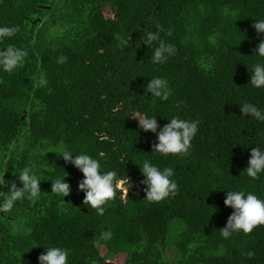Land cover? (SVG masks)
Segmentation results:
<instances>
[{
    "label": "trees",
    "instance_id": "trees-1",
    "mask_svg": "<svg viewBox=\"0 0 264 264\" xmlns=\"http://www.w3.org/2000/svg\"><path fill=\"white\" fill-rule=\"evenodd\" d=\"M256 19H264V0H0V26L19 27L0 48L28 52L14 72L0 71V175L22 187L17 172L30 166L43 179L39 199L0 213V264H39L50 245L68 248L71 264H111L120 254L121 264H264V225L229 240L219 233L234 211L224 204L226 190L264 198V175L243 173L252 149L264 147V123L240 106L264 108V89L250 84L264 40L252 27ZM157 24L171 31L160 37L175 47L161 64L150 62L141 40ZM118 35L130 43L120 47ZM157 76L169 81L168 101L144 96L143 85ZM138 113L157 116L161 126L174 115L198 120L188 154L153 153L157 137L139 128ZM62 147L128 175V196L117 193L97 215L78 190L83 174L58 155ZM145 159L174 169V197L145 199ZM65 171L72 191L63 198L52 194V180ZM105 230L110 240L101 239ZM172 242L176 258L169 260Z\"/></svg>",
    "mask_w": 264,
    "mask_h": 264
},
{
    "label": "clouds",
    "instance_id": "clouds-1",
    "mask_svg": "<svg viewBox=\"0 0 264 264\" xmlns=\"http://www.w3.org/2000/svg\"><path fill=\"white\" fill-rule=\"evenodd\" d=\"M156 27L157 31L146 32L141 40L142 44L152 50L150 62L161 64L174 53L175 47L160 37L161 32L171 35V31L165 30L160 24H157ZM252 27L258 36L264 34V19H256ZM18 31V26H0V41L13 38ZM116 39L119 41L120 47H126L130 43L131 37L118 35ZM254 55L260 57L261 60L255 63L252 68L250 84L256 89H264V40H261L257 45ZM27 56L28 52L25 49L12 44L0 48V71L14 72L24 64ZM58 62L63 64L66 62V58L61 56ZM47 82L45 74L41 73L39 85L46 86ZM143 88L144 96L147 97L151 93L153 102L156 100L168 101L172 96L169 81L163 77L151 78L146 85H143ZM240 106L241 112L245 116L264 123V108L251 102L240 103ZM118 110L119 107L113 109L114 112ZM134 117H138L139 128L142 131L156 135L157 142L153 144V153L163 157L187 155L192 141L199 131L200 122L198 120L182 119L179 115L172 116L168 119L170 122L163 126L158 123L155 115L147 117L138 113ZM262 149L264 147L261 146L252 149L248 165L243 171L252 180H259L264 175V150ZM58 155L62 156L67 165L74 166L83 174V179L78 184V190L84 193V205L94 209L97 215L105 214V206L116 198L117 193H120L122 197L128 196L129 189L133 187L128 175L121 177L115 170L104 171L100 161L87 153L75 154L71 149L62 147L59 149ZM139 166L144 177L141 183L145 185L147 201L158 203L174 197L178 193V184L174 178L175 171L172 167L161 168L149 159H145ZM17 173L22 187H17L15 181L5 180V172L0 175V188H8L7 192L0 191V213H8L18 201H23L25 198L35 201L41 195L40 183L43 179L33 167L25 166ZM67 176L68 173L65 177L52 180V194L63 198L69 196L72 186L67 182ZM225 193L224 204L234 211L228 217L226 226L219 229L223 239L229 240L240 233L251 234L258 226L264 225V198L243 189L226 190ZM112 235L111 230L102 231L101 239L110 240ZM43 247L45 252L39 255V264H71V252L68 248L59 245ZM246 256L252 259L255 253L248 251Z\"/></svg>",
    "mask_w": 264,
    "mask_h": 264
},
{
    "label": "rangeland",
    "instance_id": "rangeland-1",
    "mask_svg": "<svg viewBox=\"0 0 264 264\" xmlns=\"http://www.w3.org/2000/svg\"><path fill=\"white\" fill-rule=\"evenodd\" d=\"M107 15H112V12L110 10H106ZM138 118V117H137ZM175 230H173L174 232ZM170 239V238H169ZM102 248V247H101ZM102 253H106V248H102ZM166 257L169 260H174L176 258V253L174 250L173 242L170 244L169 248L166 250ZM125 259V255L120 254L118 255L114 260H110L109 262L111 264H121Z\"/></svg>",
    "mask_w": 264,
    "mask_h": 264
}]
</instances>
